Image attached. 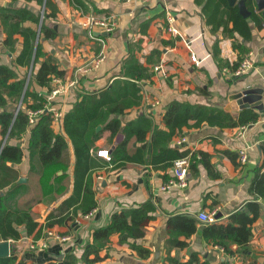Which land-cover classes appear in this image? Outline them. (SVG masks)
Wrapping results in <instances>:
<instances>
[{
	"label": "crops",
	"instance_id": "0c3cea01",
	"mask_svg": "<svg viewBox=\"0 0 264 264\" xmlns=\"http://www.w3.org/2000/svg\"><path fill=\"white\" fill-rule=\"evenodd\" d=\"M46 1L40 4L37 0H0V54L3 63L9 64L19 78L27 75L30 90L45 97L51 95L52 91L50 93L47 87H41L31 77L40 67V63L34 64V57L30 65L15 63L24 46L22 35H16L15 51H9L4 44L6 32L2 25V8L10 6L25 8L34 16H40L39 24L26 20L22 25L38 31L36 48L40 42L43 51L56 57L60 68L66 71L65 78L54 77L52 82L54 89L57 86L66 89L49 97L45 110L54 111L52 126L55 132L66 137L70 164L65 172L59 169L46 175L42 187L45 184L48 187L43 191L42 200L33 207L39 222L37 229L28 234L25 226H19L21 238L8 239L11 256L17 257L15 264L21 261L26 264H51L63 260L70 252L75 253L79 258L78 264H82V254L92 241L95 229L106 226L113 212L135 208L147 201L152 202L156 210L145 236L135 239L123 232L112 235L101 250L103 259L97 264H163L168 257L187 260L194 253L211 264H264V209L253 225L251 241L244 246L230 244L233 253L207 243L201 227L191 236L180 234L177 237L171 235L167 228L169 217L176 214L197 217L201 211L217 210L218 214L221 213L217 221L226 220L231 213L254 199L250 186L255 169L263 157L264 113L248 104H239L238 94L246 88H264V15L258 10L256 0L250 2L251 7L247 5L252 11V19L249 16L248 22L251 37L248 39L239 32L229 33L234 24L228 13L232 8L239 10V7L237 4L231 6L228 0L221 4L211 0H152L147 4L136 0H80L81 3L77 0H52L58 8L55 19L44 18ZM90 12H95L99 17L117 15L115 29L107 36L101 35L105 38L107 49L98 67H92V61L100 54V41L91 39L82 26L85 15ZM254 15L262 19L261 27L253 20ZM169 19H172V23ZM43 20L58 33L56 38L47 40L40 34ZM170 26L177 28L180 34L171 33ZM189 41L199 57L210 54L201 66H196L190 60ZM235 41L247 49L243 57L250 55L253 64L248 72L239 77L234 76L230 68L241 54L234 46ZM214 49L219 50L218 56ZM137 61L151 73L150 77L138 80L142 104L125 108L124 115L119 117L129 134L138 120H149L147 124L150 129L145 141L137 143L143 152L137 153L135 148L128 145L126 154L132 158L120 159L112 164L111 160L97 154L98 150L108 149L113 156L111 148L115 147L109 131L99 125L103 133L92 151L96 166L91 173L97 201V206L92 210L96 211L90 218H85V214L79 210L78 216L69 224L48 227L49 214L75 190L76 156L64 126L66 113L84 94L100 93L117 79H134L126 72L135 71ZM155 66H160L162 70H155ZM75 80L76 87L71 85ZM172 101L222 108L235 118L242 110L253 109L260 117L251 125L235 127L213 126L206 121L197 125V120L190 118L182 128L183 135H176L165 142L163 137H158V131H169L164 117ZM56 112L60 113L57 121ZM242 126L245 128L242 129ZM183 136L187 142L179 146L177 140ZM30 138L31 131L28 129L22 137H14L10 141L23 148V161L14 164V168L19 172V179L27 178L25 182L31 168ZM124 139L125 134H119L115 143ZM157 139L167 148L176 145L181 151L188 150L189 153L194 150L200 154V158H193L186 187L162 189L163 184L174 176V167L170 151L155 146ZM4 141L0 125V144L3 145ZM241 149L246 150V162L240 159ZM226 152L239 155L236 162ZM203 153L206 158H203ZM9 187L0 189V192ZM25 192V187L19 188L10 204L14 205ZM39 232L42 233L40 237ZM62 235L70 238L65 241L57 238ZM135 241L150 249L148 257H141L131 247ZM177 241L186 242V245ZM32 242H46L47 246L32 248Z\"/></svg>",
	"mask_w": 264,
	"mask_h": 264
},
{
	"label": "trees",
	"instance_id": "16d2710c",
	"mask_svg": "<svg viewBox=\"0 0 264 264\" xmlns=\"http://www.w3.org/2000/svg\"><path fill=\"white\" fill-rule=\"evenodd\" d=\"M16 1V0H13ZM29 1V0H28ZM43 4L45 0H37ZM81 3L80 0H77ZM248 0L247 5L250 6ZM221 4L224 0H211ZM83 4V3H82ZM49 9H52L50 12ZM58 15V8L52 0L46 1L45 17L55 19ZM229 19L234 26L230 29V34L239 32L243 37L250 38L249 19L244 18L238 8H232L228 13ZM2 25L6 32L4 44L9 51H15L17 44V34L23 37V49L16 57V65H30L33 57L34 64L40 63L36 73H32L36 83L41 87H47L52 91L54 77L66 76V71L61 69L56 57L43 51L39 42L36 48L38 31L22 25L26 20L40 23V16H34L25 8H13L6 6L2 8ZM252 19V18H251ZM259 27L262 26V19L257 15L253 16ZM43 20L40 34L47 40L57 37L58 33L47 26ZM235 48L240 50L239 60L230 66L234 72L242 63L243 56L247 54V49L235 41ZM216 56L219 50L214 49ZM43 56V57H42ZM42 57V58H41ZM0 54V125L2 135L5 137L9 132L7 142L2 147L0 144V189L8 190L0 192V239L18 240L21 238L19 226H25L27 233L32 234L38 227L37 215L33 211L36 203L43 198V191L48 185L42 187L46 175L49 172L55 173L59 169L66 171L70 164L69 148L66 137L62 133L55 132L53 128L54 111L44 110L35 116L34 122L30 121L29 110H40L45 108L49 101L50 94L45 97L36 91L30 90V82L27 84V75L19 78L16 71L2 61ZM220 65V59H218ZM224 65V64H223ZM127 76L134 79H117L111 87L97 94H84L81 100L77 101L73 108L66 113L64 126L67 134L72 140L76 156V181L74 193L65 199L56 210L48 216L47 226L53 227L57 224L67 225L81 213L86 214L97 206L95 191L93 190L92 170L96 166L92 151L95 143L102 136L103 131L97 132V127L103 125V130L109 131L111 142L115 147L112 149L113 156L111 163L118 160L131 159L126 154L128 145L135 148L137 153L143 151L137 146L138 142L145 141L147 132L150 129L149 120L141 118L136 125L131 128V133L125 130L119 116L124 115L125 108L139 106L142 104L141 87L138 80L150 77L149 69L137 61L136 70L126 72ZM235 76V75H234ZM239 77V76H236ZM31 81V78H30ZM27 86V87H26ZM51 93V92H50ZM22 99V105L18 109L17 105ZM260 114L255 110H242L238 118L223 110L222 108H210L200 104L182 103L172 101L165 114V122L169 131H158V137H163L165 142H169L176 135H183L182 128L187 125L190 118H195V124L200 125L206 121L207 124L219 127H235L238 125H251L258 121ZM147 124V125H146ZM30 129L31 138L29 143L31 168L27 182H18L19 172L14 168V164L21 163L24 157L23 148L12 144V138L22 137ZM125 134V139L116 142L119 134ZM157 148L169 150L172 163L176 158L188 154V150L181 151L178 146L167 148L162 145L159 139L155 141ZM262 159L255 169V177L250 186V192L254 199L248 201L242 208L231 213L226 220H219L213 223H204L195 216L186 214H176L169 217L167 228L174 237L180 234L191 236L199 227L202 228L203 238L211 245L223 247L227 252L233 253L230 244L236 243L238 246L248 244L253 237V225L261 216L264 209V142L261 145ZM167 149V150H166ZM233 161L236 162L239 155L233 152H226ZM206 154L203 153V158ZM206 158V157H205ZM26 188V192L12 205L10 202L14 198L17 190ZM64 188V187H63ZM65 190V188H64ZM156 207L152 202L147 201L135 208L115 211L112 213L109 223L106 226L97 228L92 233V241L85 247L82 254V264H97L103 257L101 250L105 248L112 235L126 233L129 237L140 239L147 232L149 222L155 218L153 212ZM39 232V237L41 236ZM181 245L186 242L177 241ZM131 247L137 253L146 258L150 255V249L135 242ZM15 255L1 257L0 264H15ZM79 258L75 253H68L60 261V264H78ZM17 264H26L19 262ZM51 264H56L53 262ZM163 264H211L208 260H202L197 253L191 255L187 260L175 257H168Z\"/></svg>",
	"mask_w": 264,
	"mask_h": 264
},
{
	"label": "built area",
	"instance_id": "2783aa9c",
	"mask_svg": "<svg viewBox=\"0 0 264 264\" xmlns=\"http://www.w3.org/2000/svg\"><path fill=\"white\" fill-rule=\"evenodd\" d=\"M137 2H140L141 4H147L149 2H151L152 0H136ZM169 21L172 23V19H169ZM117 25V15L115 14H109V15H105L102 17H99L95 12H90L87 15H85L83 21H82V26L85 28V30L88 33V36L91 39H95L100 41L101 44V51L100 54L98 55V57L92 61V67H98L99 63L101 61H103V59L105 58V54H106V49H107V44L105 41V38L101 35H97L96 32H107L110 33L112 32L115 27ZM169 31L171 33L174 34H180L178 29L175 28L174 26H170L169 27ZM188 48H189V52H190V60L193 64H195L196 66H201L204 62V60L206 58H208L210 56V54H206V56L204 58H201L198 56V54L196 53V51L194 50V48L192 47L191 41H189L188 44ZM253 64H252V59L250 55H247L243 60L241 65L239 66V68L233 72V74L235 76H240L246 72H248L251 68H252ZM155 70H162L160 68V66H155ZM71 85H77V81H73V83ZM64 89H66L63 86H57L55 89L52 90V93L50 95V98H52L53 96H55L56 94L60 93L61 91H63ZM45 110V108L40 109V110H30L29 114H30V121L34 122L35 116L38 113H41ZM60 118V113H55V120H59ZM242 129L245 128V126L241 127ZM187 142V138L185 136L179 138L177 140V144L179 146H183L185 145V143ZM97 154L99 156H102L104 158H106L107 160H111V155L108 149H101L97 151ZM200 158V154L197 153L194 150L189 151V153L185 156L176 158L174 160L173 163V167H174V176L165 184H163L162 189L163 190H167L170 189L173 186H178V187H186L188 185V179L190 176V168L193 162V158ZM247 153L245 149H241L240 150V159L242 162H246L247 161ZM96 210H92L88 213L85 214V218H90L94 212ZM218 215V211H212V212H207V211H201L197 214V218L200 219L202 222L204 223H213L216 222L218 220V218L216 217ZM52 234V232H50ZM58 239L60 240H68L70 237L69 236H57ZM47 243L46 242H32V248H39V247H46ZM56 264H60V261H56Z\"/></svg>",
	"mask_w": 264,
	"mask_h": 264
},
{
	"label": "water",
	"instance_id": "95a60500",
	"mask_svg": "<svg viewBox=\"0 0 264 264\" xmlns=\"http://www.w3.org/2000/svg\"><path fill=\"white\" fill-rule=\"evenodd\" d=\"M229 4L231 6L237 4L239 7L240 13L244 17H249L252 14V11L248 9L247 2L248 0H228ZM257 3V8L259 11H262L264 15V0H256ZM97 35H105L107 36V32H96ZM38 41V40H37ZM239 99V104H248L249 106L256 108L264 113V102H263V97H264V88L260 87H251V88H246L245 90L241 91L238 94ZM22 103V99L18 105V109L20 108ZM101 126H98L97 130H100ZM9 136V132L5 136V141L7 140ZM5 141L3 142L2 147L5 145ZM27 178L21 177L18 182H25ZM217 218L221 217V213L216 216ZM11 250V244L9 240H1L0 241V258L1 257H7L11 256L10 253Z\"/></svg>",
	"mask_w": 264,
	"mask_h": 264
},
{
	"label": "rangeland",
	"instance_id": "374dc122",
	"mask_svg": "<svg viewBox=\"0 0 264 264\" xmlns=\"http://www.w3.org/2000/svg\"><path fill=\"white\" fill-rule=\"evenodd\" d=\"M20 103V102H19ZM19 103H18V105H19ZM18 105H17V107H18ZM21 107V106H20Z\"/></svg>",
	"mask_w": 264,
	"mask_h": 264
}]
</instances>
